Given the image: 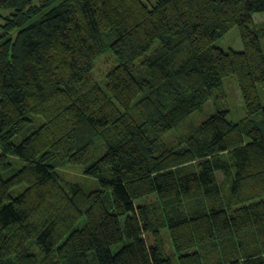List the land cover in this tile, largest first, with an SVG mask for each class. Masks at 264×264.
<instances>
[{
    "label": "trees",
    "instance_id": "trees-1",
    "mask_svg": "<svg viewBox=\"0 0 264 264\" xmlns=\"http://www.w3.org/2000/svg\"><path fill=\"white\" fill-rule=\"evenodd\" d=\"M255 15L264 0H0V264H172L162 225L179 264H204L212 241L235 249L217 264H264ZM234 28L239 51L214 46ZM226 78L245 118L219 110L165 142ZM64 165L96 189L63 183Z\"/></svg>",
    "mask_w": 264,
    "mask_h": 264
},
{
    "label": "rangeland",
    "instance_id": "rangeland-1",
    "mask_svg": "<svg viewBox=\"0 0 264 264\" xmlns=\"http://www.w3.org/2000/svg\"><path fill=\"white\" fill-rule=\"evenodd\" d=\"M254 21L257 24L258 28H263L264 26V17L262 15H255ZM214 46L223 50L224 52L233 50L239 51L241 49V42L238 37V31L236 28L232 29L227 33L224 37L217 40L214 43ZM261 47L264 54V40L261 41ZM112 66V62L109 59L108 52H105L104 55L98 60L95 66V75L98 76L99 81H103L102 77L104 73ZM260 101L262 105H264V89L259 88L258 90ZM226 109L228 112V122L231 124H235L239 121H242L245 118V110L242 104L241 95L239 93L238 87L232 78H226L222 82L221 89L215 92L213 98L209 100L201 110L193 113L190 115V118L182 123L178 129L172 131L166 137L163 138L165 142L173 144L174 146H183L184 142L182 139H185L186 135L189 133V130L194 126L205 121L210 116L214 115L219 110ZM254 121L257 123L258 126H262L264 130V118L263 117H256ZM97 150H100L103 147V138L99 137L95 141ZM98 157V156H97ZM193 164V163H192ZM58 173L60 175L61 180L63 183L69 184H77L79 187L86 192L90 190L96 189L97 182L95 179L87 177L84 175L83 170L80 167H73L69 165L61 166L58 169ZM24 186L15 187L11 191L13 193L22 191ZM221 198H216L213 201V204L221 202ZM224 201V200H223ZM144 204L151 205L155 204L158 206V202L154 196L143 200ZM166 214L158 208L157 212V220L161 225L164 220V216ZM84 221L81 220L79 222V227L83 225ZM163 226V225H162ZM162 226L160 229H157L163 241L166 245V251L171 258L172 264H179V259L181 255H177L174 252L168 238V233L166 229L162 230ZM146 239L149 240L148 237ZM249 239L247 237H242L241 243L242 245H248ZM225 246H220L216 242L212 241L206 245L199 247L198 251L202 256V260L204 264H217L218 262L227 261L228 253L232 252L235 249L231 250V246L224 244ZM29 251L34 254L39 260L42 259L43 254L39 248V246L31 241L28 246Z\"/></svg>",
    "mask_w": 264,
    "mask_h": 264
}]
</instances>
